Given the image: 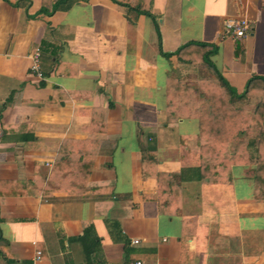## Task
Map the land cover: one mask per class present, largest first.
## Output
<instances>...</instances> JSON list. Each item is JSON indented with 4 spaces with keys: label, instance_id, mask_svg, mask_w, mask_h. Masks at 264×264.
<instances>
[{
    "label": "crops",
    "instance_id": "obj_1",
    "mask_svg": "<svg viewBox=\"0 0 264 264\" xmlns=\"http://www.w3.org/2000/svg\"><path fill=\"white\" fill-rule=\"evenodd\" d=\"M117 1L47 15L44 0H0V264H264L254 162L202 155L198 119L167 120L171 70L199 65L163 55L214 44L241 93L264 76V0ZM241 18L248 34L225 35Z\"/></svg>",
    "mask_w": 264,
    "mask_h": 264
},
{
    "label": "trees",
    "instance_id": "obj_2",
    "mask_svg": "<svg viewBox=\"0 0 264 264\" xmlns=\"http://www.w3.org/2000/svg\"><path fill=\"white\" fill-rule=\"evenodd\" d=\"M70 3L71 0H44L40 11L49 15ZM136 11L150 14L139 8ZM216 51L214 44L190 41L174 52L163 53L166 57L175 55L179 63L199 65L207 71V75L186 81L178 69L171 70L166 83L167 120L196 117L199 139L203 144L202 155H207L208 147L214 146L210 150L212 154L216 151L220 155L223 148L227 149L225 158L228 164L254 162L252 178L255 192L264 199V76L251 77L245 89L237 93L211 60ZM146 153L148 157H154L155 148L150 147ZM195 170L199 181H211V175L215 173L213 170L218 172L204 160ZM162 176L175 179L181 175L158 173V178ZM159 184L162 195L169 192L161 182Z\"/></svg>",
    "mask_w": 264,
    "mask_h": 264
},
{
    "label": "built area",
    "instance_id": "obj_3",
    "mask_svg": "<svg viewBox=\"0 0 264 264\" xmlns=\"http://www.w3.org/2000/svg\"><path fill=\"white\" fill-rule=\"evenodd\" d=\"M250 30V22L246 18L241 19H228L224 23V34L228 35L234 39H242L245 37ZM40 52L38 48H35L31 55V72L35 73L37 76L42 77V72L40 70L39 64ZM133 243H137L138 239L132 240ZM36 259L40 258L41 251H36ZM139 264V262H138Z\"/></svg>",
    "mask_w": 264,
    "mask_h": 264
},
{
    "label": "rangeland",
    "instance_id": "obj_4",
    "mask_svg": "<svg viewBox=\"0 0 264 264\" xmlns=\"http://www.w3.org/2000/svg\"><path fill=\"white\" fill-rule=\"evenodd\" d=\"M198 68V72H197V74L195 75L194 73H193V75H184V79H186V81H192L194 78L196 79L198 76H200V75H207V71H205V69L203 68V67H197Z\"/></svg>",
    "mask_w": 264,
    "mask_h": 264
}]
</instances>
